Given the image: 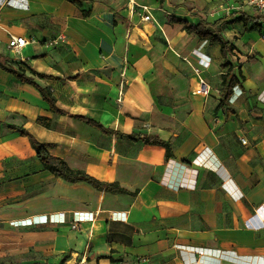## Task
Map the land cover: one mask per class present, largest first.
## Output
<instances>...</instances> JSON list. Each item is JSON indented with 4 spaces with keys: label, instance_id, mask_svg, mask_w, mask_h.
<instances>
[{
    "label": "crops",
    "instance_id": "1",
    "mask_svg": "<svg viewBox=\"0 0 264 264\" xmlns=\"http://www.w3.org/2000/svg\"><path fill=\"white\" fill-rule=\"evenodd\" d=\"M79 1L0 0V52L64 112L0 68V264H264L262 17L244 0ZM168 17L203 19L235 46L244 81L229 107L238 117L219 106V46ZM11 37L28 44L13 54ZM197 54L210 60L199 76ZM75 116L153 136L173 157ZM9 127L50 145L72 170L136 194L53 177Z\"/></svg>",
    "mask_w": 264,
    "mask_h": 264
},
{
    "label": "trees",
    "instance_id": "2",
    "mask_svg": "<svg viewBox=\"0 0 264 264\" xmlns=\"http://www.w3.org/2000/svg\"><path fill=\"white\" fill-rule=\"evenodd\" d=\"M159 7H161L164 3V0H157ZM70 2L76 5L78 8L82 7V3L79 0H70ZM81 17L85 18L89 15L88 11L82 10ZM262 19V18H261ZM168 20L171 22L178 23L182 25V29L188 33L197 37L201 41H208L210 44H217L219 46L220 56L225 61L223 65H221V69L225 70L223 74H221V82L219 88V106L221 110L228 114L232 113L236 117H238L237 113L229 107V100L233 95V90L235 87H240L241 83L244 81V77L242 76V72L240 69L233 71V65H236L235 60V46L228 41L221 33L219 29H216L214 25L207 23L205 20L201 19L195 26L188 25L187 22L181 20H175L172 17H168ZM259 20V19H255ZM257 23V22H256ZM258 25V24H256ZM264 34V30H263ZM10 59L9 56L5 53L0 52V68L10 74H12L20 83H28L30 85L35 86L43 101H45L50 111L57 115H63L64 112L59 110L56 107L55 100L51 96V94L46 90L39 88L34 82L32 78L26 77L21 71L12 68L9 65ZM42 78H49L48 76L37 74ZM78 120L84 122L88 126L99 130L101 133L108 135H116L118 138L126 139L133 142L141 141L144 146L154 149H163L165 152V158L169 159L173 157L172 147L153 137L149 136L147 138H140V136L135 134H120L117 132H113L107 129H104L100 124L94 122L85 117L75 116ZM37 124L43 127H49L50 121L45 118H38ZM11 130L18 133V135L22 137H26L29 141V144L32 150L35 152L36 158L42 165L43 169L50 173L53 177H56L66 183L76 184V183H85L90 186L93 190L97 192H105L111 195L117 194H126L134 196L136 192L129 193L126 190L122 189L117 183H106L101 182L94 177L86 174L83 171L72 170L66 163L60 158H56L49 154L48 148L50 145L39 142L31 133H29L25 129L9 127ZM185 165H189L188 162H183ZM64 259L60 261L59 264H63Z\"/></svg>",
    "mask_w": 264,
    "mask_h": 264
},
{
    "label": "built area",
    "instance_id": "3",
    "mask_svg": "<svg viewBox=\"0 0 264 264\" xmlns=\"http://www.w3.org/2000/svg\"><path fill=\"white\" fill-rule=\"evenodd\" d=\"M244 3L247 6L254 8L258 12V14L262 17V19L264 20V0H244ZM141 20L142 21H150V20H152V18L150 17V15L147 14V15H143ZM63 39H64V37L60 36L57 39L51 40L48 43V45H50V46L54 45L58 42V40H63ZM261 39L264 40V34H262ZM31 42L33 43V41H31ZM26 44H28V42L22 37H11L9 39V42H8V49L11 53L16 54ZM197 58L200 61V68H194L193 72L196 76H199V74L201 73V71L203 69L208 68L210 60H209V58H206L205 56L200 55V54H197ZM208 90H209L208 85L203 80H199L198 81V87H197V93L200 95H206L208 93ZM244 142L245 141L242 140V143H244ZM71 227H72V229H75L76 225L73 224Z\"/></svg>",
    "mask_w": 264,
    "mask_h": 264
}]
</instances>
